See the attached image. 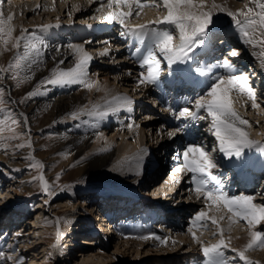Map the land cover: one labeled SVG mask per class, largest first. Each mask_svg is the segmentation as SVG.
Instances as JSON below:
<instances>
[{
  "label": "rangeland",
  "instance_id": "rangeland-1",
  "mask_svg": "<svg viewBox=\"0 0 264 264\" xmlns=\"http://www.w3.org/2000/svg\"><path fill=\"white\" fill-rule=\"evenodd\" d=\"M8 1L10 0H0V11L3 12L5 18L7 17L5 5H8L9 3ZM51 1L52 0H41L40 2L41 5L38 11H33L31 14L23 15V18H20L22 17L21 15L20 16L17 15V17H15L16 21H18L19 18L23 19L24 25L26 24V27L23 26V23L21 21H18L19 29L18 28L16 29V31L13 33V36H19L21 28L28 29L29 32L31 33V31L37 28V26L44 25L46 23L53 24L54 22H56L57 24H59V21H57V19L54 18L55 14L51 15L50 13L49 14L43 13L45 11L44 9L48 8L47 10H50L54 8L51 7L52 5L50 4ZM216 1L221 2L222 0H216ZM241 1L242 0H228L229 5L232 8H236L239 5H241L240 4ZM156 2L159 4V0H156ZM29 3H27L26 5H28ZM56 3L57 4L55 6H57V9H62V10L64 9V7L63 8L60 7L58 0ZM116 6L117 5H113L112 7H116ZM120 7H123L125 9L126 5ZM54 9L56 10V7ZM98 9H101V5L96 4L95 10H90L88 14L81 13L77 15L75 13L70 19H68L66 18L68 17V11L65 10L66 12L61 11L62 14L60 16V18L61 19L63 18V20L68 19L66 24L72 25L74 31L77 30L76 32L82 33V37L80 38V40L78 39V41L79 42L82 41L84 43L86 47L84 50L90 49L89 51L94 52L99 46L93 47L92 44L93 43L96 44V42L100 40L98 39L99 36H103L102 38H105V33H109V34L111 33L112 34L111 36L116 37V39H113L111 37L109 39V41H111L110 43L112 42L113 43L112 46L109 48L110 53L108 55H101L100 53H98L96 57L92 58L90 62L92 63L93 61L94 67L90 69V65L88 66L87 68L88 77H91L90 74L94 73L96 71L95 69L97 68V73H99L98 77L99 80L101 81L102 73L100 72L103 69L109 72L112 71L115 67H117V69L121 68L122 70H125L128 67L126 66L124 68L122 67V65L123 66H125V64L130 65V63H132L133 65L138 64L139 66H137V70L139 72L142 71L143 69L142 67L148 69V67L141 66L139 64L141 63L140 59L136 60L135 58H141L140 56H142V54L143 56L147 54V52L144 53V51H146L148 47L151 46V41L146 39V48L143 46V48L141 49L142 50L141 55L139 53L136 54L137 56H134V58L131 57L134 55L137 46H139L138 48H141V45L143 43L139 41V38H137L138 36L135 37V35H132V33H128L127 29L122 30L119 24H114V25L105 24L104 26L96 27V28L94 25L90 26L91 22L96 26L99 23L96 17L100 16L101 11H99ZM157 11L161 13V17H163L167 13L166 12L167 10L164 9L163 7H153L151 6V0H147L146 6L143 8V10L137 8L136 13L139 12V15H136L135 13L126 22L130 25L131 24L135 25V24H143L142 23L143 20H147V19L157 20L158 17L154 15V13H156ZM40 13L41 16L38 17ZM53 13L55 12L53 11ZM86 15H87L86 20L85 17L80 19L81 18L80 16H86ZM88 18H90L91 20L89 21L88 24L89 26L87 28L89 27L91 28L90 33L93 32L92 35L86 33L84 30H81L80 27V23H86ZM225 21L226 20L224 18L222 20H218L217 23L215 24L213 23L210 28L213 30L220 29L218 28L219 25L221 24L223 25V22ZM154 25H152L150 28L153 31L154 28L156 27V24ZM166 26L168 25L160 24L159 28H163ZM172 27L173 26H171V28ZM150 29H146L145 31L147 33L153 32ZM231 30L234 32L236 31L235 33L237 34H241L240 29L237 25L232 26ZM121 32H124L125 35H121ZM177 33L174 34L176 35ZM126 37L127 39H125ZM255 38H257V40L261 38V33L259 31L255 33ZM64 41L66 43L69 42L66 40ZM177 41H178V37H177ZM103 44H105V42L103 43L100 42L99 45L103 46ZM245 45H246L245 47L246 54L244 53L245 56L247 55L249 57H252L251 49L253 45L251 44H245ZM256 46L261 51L260 53L264 52V47H261L259 44H257ZM132 47L133 50H131ZM92 48H95V50H92ZM17 51L18 50L16 49H5L2 45H0V67L7 68L9 63L12 62L14 60V57L17 55ZM19 52L22 54L23 49L21 48ZM96 52L97 51H95L94 53ZM29 59H30L29 61H31L33 58L32 59L29 58ZM118 59L121 60L119 61ZM45 63L46 61H41V63L39 61L38 63L35 64L29 63L28 69L34 67L35 69L41 70L45 67ZM74 63L75 61L73 60V66ZM253 64L255 67H260L262 65L264 66V56H262L261 61L253 60ZM138 67L142 69H139ZM195 67L198 66L195 65ZM147 71L148 70H146V72ZM131 73H135V72L133 71ZM30 74L31 73L28 72L27 69L21 72L22 76L30 75ZM94 79L95 77L88 78L89 81ZM39 81L40 80L36 81L34 77L30 79L28 82L23 83L19 88H17L15 86L16 81L12 80L8 74L0 72V87H3L5 89V95L7 99V103L4 104L3 106H0L5 109V111H0V118L6 117L9 115V113H11L13 117L21 121L19 125L16 126L17 135L26 133V135H20V139L17 140L5 141L0 139V188L3 191L5 190L4 191L5 193L3 191L0 192V251L4 253V257H7L9 255L13 257L12 260H6L3 257H0V264H172L173 262L174 264H191L194 263L195 261H196L195 263H197V261H201L200 264H203L204 257L201 250V245L198 244L197 242L195 248H190L188 252H184V253L180 251L187 249L189 247V244L187 245L185 244L180 250H178V248L177 249L170 248L169 247L170 245H168V248L165 251L160 250L162 246L160 247L152 244L150 246L152 248L150 252L147 253L144 249H139L138 254H136V251H133V249H130V251L129 250L119 251L116 249L115 241L117 239L124 240L125 239L124 237H119V236L116 237L117 235H115L113 237L111 236V238L108 240L109 242L108 241L103 242V240H101L99 235L95 233L94 230L86 231L85 229L82 228L83 224H84L83 226H85V224L91 225L90 223L92 221L91 215L97 212V209L99 208L96 209L95 207L97 206L98 202L101 201V199H103L104 196V195L101 196V194H99L100 196L95 195V197H93L91 195L92 194L91 191H89L88 189L90 188L103 189L107 185H109L108 180L102 177L103 173L107 169H112L110 167H114V169L117 168V166H119L121 159L117 160L118 155L116 154L112 158V160L104 167V169L93 174H88V173L79 174V169H80L79 167L83 165V162L87 158L93 155H98L106 151L110 146L115 145L116 148L118 146L120 148H124V146L125 148L129 147L131 143L136 141L135 140L136 136L135 135L128 136L127 134L128 127L126 126L129 123L135 122L134 120L136 119H137L136 121H140L142 115L139 114L140 111L138 106L136 108L137 110H135V106L132 107L131 113L133 114L126 112V110H121L120 112L118 111L112 112L107 108L102 107L101 110L107 111L108 114H110V116L108 115L104 117L94 116L92 118V121L84 120L82 117H80L78 120H72L71 122L64 119L65 112L62 114V116H58L56 114L54 116L50 108L46 106V103L43 104L44 100L46 101L47 99L50 98V95L49 96L37 95L30 100H26L24 103H19V101L23 99L28 92L40 89L39 87L42 85H39ZM83 86H84L83 84H76L73 88V91L83 88ZM124 86L129 87L126 86L125 83L121 85L119 83L118 90L125 89ZM209 86L210 84H208L206 90L204 91V94L201 96L206 95ZM153 88L149 92V97H148L149 100L155 99L156 87ZM86 89H87V93L90 94L89 91L90 89L88 88ZM123 91H126V89ZM132 91L133 90H131V92ZM143 92L141 95L144 94ZM115 93L116 91H112V89H109L108 93L106 95L104 94L105 96L103 95L104 98L101 97L99 101H96L97 97L95 98L96 100L93 98L91 100L86 101L85 105H87L89 108H91V106L94 104H99L101 106H104L105 101H111L113 97H116ZM248 102H247L248 105H246L245 107H242L239 103L236 102H234L233 106L243 118L248 119L251 122V128L248 129L250 131V136L252 138L259 139V141L261 142L260 148H264V127H263L264 120L260 121L261 123L259 124V117L264 112V107H261V109L250 108L251 102L249 103ZM84 103L77 108H81L85 106ZM68 111H72V110H68ZM21 113H23L24 116L27 117V123H24L23 118L20 116ZM85 123H87V125H89V127L91 126L93 129L90 130L89 128H82L81 126H83V124ZM79 129H81V131ZM85 129L86 130L89 129L90 133L92 132L90 134L91 142L87 146L77 151L75 154H71V152H68L70 149H72L70 146L62 147L60 145V143H62V140L66 138V135L63 133V131L71 132L73 138H78L80 132L81 133L85 132L84 131ZM167 131L169 132L170 130ZM3 135L10 136L11 133L5 131ZM124 135L126 137L128 136V138L124 139L125 137ZM98 137L100 138V140L96 141ZM27 139H30L32 142L31 148L25 146L24 148L17 149L14 147L18 143L26 142ZM146 139L147 141H149L147 137H145V140ZM5 143H7L8 145L7 148L4 147ZM175 149L176 151L178 150L177 145L173 146L172 149H169L170 153L173 154L174 151L172 152V150ZM263 153L264 152L261 151L260 155H258L259 160L264 158ZM30 157H34V159H31ZM245 159H246L245 156H243L241 161L243 162ZM36 161H39L44 165V168L42 170L38 168L30 167V164H33ZM138 161L140 160L137 159L135 162L139 164ZM167 161H169L170 163L171 157L170 160L167 159ZM160 163L162 162H159V164ZM115 164H117V166ZM159 167L157 166V169ZM161 170L163 171V169L160 168L159 170L160 172L157 174L159 175V177H160V173L162 172ZM41 171L45 180L49 183V185L52 188L53 191L52 195H48L47 193L43 192L41 187L43 183L42 181L38 179H34V177H38L41 174ZM171 172H172L171 169L165 172L164 175L161 177V179L160 178L157 179L158 182H160L164 177L167 178L168 176L167 174ZM138 174L132 176L130 178L131 183L129 182L127 185L131 186L132 182L134 183L135 180L139 178ZM191 175H192L191 173L185 171L182 174V179L180 182L181 184L179 183V185L185 186L186 181L188 180L189 177H191ZM77 176H82V179H84V181H81L80 180L81 178H77ZM255 183L257 184V181ZM261 185L263 187L262 180L259 187H257L258 185H256L255 188L252 186L253 191H251V193L249 194H254L255 192H262ZM145 190H146L145 193L149 194V196H151V198L153 199L150 204L151 208H153L154 210L159 208V213L164 214L165 216L169 217V220L170 219L172 220V222L170 223H173L175 221L179 225L182 224L183 227L181 228L182 229L181 232H183L184 230L186 231L185 228L187 226L189 228L191 227L192 230L196 232L197 236H199L200 239L207 245L215 244L221 238L219 235H214V233H216L218 230V226L216 224H212L210 221L207 220H205L202 223L198 222L196 225H193L192 224L193 218L200 211H206L210 216H216L217 218H219V216L221 215H224L225 219L220 221L219 226L221 225L224 226L223 228L225 229L224 232L225 239L229 237L231 238L230 247L229 249H225V252L229 259L235 257L236 254L233 253L230 249L232 248L239 249L236 241L239 233L246 234L247 231L249 230L245 222L239 221L237 223L232 224L231 231H229L228 230L229 220L227 219V217L230 216L231 213L227 211L226 207L221 206L219 210L220 212L216 210V206H212V209H209L207 207V204L204 202L200 204H196L192 208L186 207V210L188 209V211L179 214L180 217H178V215L175 214L179 218V221L181 219V222L179 223L174 215H168L171 212V210H173L174 204L170 202L169 203L163 202L164 201L163 192L155 193L153 191L152 185L147 186ZM100 192L103 191L100 190ZM258 195L260 197L263 196L262 193H259ZM157 196L159 197L157 198ZM123 198L128 199V197H123ZM106 199L108 200L115 198L113 195H110L107 196ZM119 199L122 198L120 197ZM117 201L119 200L117 199L116 202ZM262 201L261 198L259 199L257 198L255 203L261 202V204H264V200ZM119 202L125 203V201L122 200H120ZM139 202L141 207H143V209L139 213L147 214L148 212L151 211L149 205L147 206V209H145L144 205H142V202L141 201ZM141 214L137 216H140ZM46 217H48L50 223H48L47 227L45 228L44 226H40L41 225L40 221H45L47 219ZM35 220L38 221L39 223L38 222L36 223ZM187 221H190V223H188ZM168 223L169 222H166V224ZM62 226L66 228L67 227L72 228L70 233L71 237L70 238L68 237L69 240L67 241V244L70 243L71 241L70 239H74L75 242L70 250H66V249L63 250L62 247L64 246L65 242H63V240L61 242L58 240L60 235L59 229ZM91 226H92L91 228L94 229V225ZM30 228L34 229V231H32V229L30 230ZM259 230L264 231V224H262L261 229ZM168 231H170V229ZM248 237L250 238V234H248ZM84 238H91L93 239V241L85 242L83 241ZM64 239H66V237ZM130 241H132V239ZM146 243L147 242H144L141 247L144 246L148 247L150 245ZM91 251L92 252L99 251L98 253L101 252V254H108L109 256L103 258L97 254H94L93 257L90 258L91 254L89 256H87V254L90 253ZM175 251H177V253H180L177 260L165 259L168 253H174ZM263 252H264V248H259V247H255L247 251V253L251 254L249 259L253 261H257L258 264H264ZM236 264H244V262L237 260Z\"/></svg>",
  "mask_w": 264,
  "mask_h": 264
},
{
  "label": "bare ground",
  "instance_id": "bare-ground-1",
  "mask_svg": "<svg viewBox=\"0 0 264 264\" xmlns=\"http://www.w3.org/2000/svg\"><path fill=\"white\" fill-rule=\"evenodd\" d=\"M58 1L60 4V7H62V8L64 7L63 10L57 9V6H55L57 4L56 3L57 0H52L51 1L52 3L50 2V4H52L51 7H54V8L56 7V10L54 8L47 10L48 9L47 8V9H44L45 11L43 13L44 14L50 13L51 15L55 14L54 18L57 19V21H59V24H57L56 22H54L53 24H47L46 23L44 25H51V27L44 28V27H38L37 26V28H35L33 31H31V33L34 34L36 40L42 42L43 46L40 47V55L38 57H35L34 54H30L29 58H31V59L37 58V60L40 61V63H41V61H46L45 67L41 70L35 69L34 67L31 68V71L35 72L34 77H35L36 81L43 79L45 76H48L51 69L54 67L67 69V68H70L73 66V60L75 61L76 57L72 53V50L68 47L69 44L83 45L84 49L86 48L82 41L81 42L78 41V39L80 40V38L82 37V33L76 32L77 30L74 31L72 25L66 24L68 19H70L75 13L77 15L81 14V13L88 14L90 12V10H95V6L97 4V5H101V9H99V11H101L100 16L96 17V19H98L99 23L96 26L95 24H93L91 22L90 26L94 25L96 28V27L104 26L105 24H107V25L119 24V22L117 20H113L112 22H109L107 19H101V17L105 16L107 14V12L114 11V10L119 11V9L121 8L118 5L116 7L109 8L107 6V2H106L107 0L106 1L105 0H92L91 3L89 2V0H58ZM8 2H9L8 5H5L7 16L8 15H14V19H15V17H17V15L18 16L21 15L22 17H20V18H23V15H28V14H31L33 11H38L37 5H41L40 4L41 0H10ZM211 2H212V0H209V4ZM27 3H29V4L26 5ZM215 3L220 4V5H224L228 10H231V11H236L238 9L245 8L246 5L247 6H253L251 4V0H242L240 2L241 5H239L236 8H232L229 5L228 0H224V1L222 0L221 2H218L215 0ZM102 5H103V7H102ZM65 10L68 11V17H66L68 19L63 20V18L62 19L60 18L61 14H62L61 11H65ZM123 10L128 11V6H126L125 9L123 8ZM136 10H137V7L135 5H133V15L136 13ZM53 11L55 13H53ZM162 11H163V9H162ZM44 14H42V15H44ZM154 15H156L158 17V19L161 18V13L159 11L154 13ZM40 16H41V13L38 15V17H40ZM97 16H98V14H97ZM80 17H81L80 19L85 17V20H86L87 15L86 16H80ZM20 18L18 21H21L23 23V26L26 27V24L24 25L23 19H20ZM223 18L226 21L223 22V25L222 24L219 25L218 28H220V29H216V30L214 29L213 30L210 28V31H209V34L207 37L206 45L203 48L197 50L195 56H197L198 58L201 57L202 62H203L206 59H208L207 49H208V51L211 52V50L213 48L214 52L216 53L212 56L213 62L212 63L208 62L206 64V66L203 65L202 68H204V67H207L208 69L210 68L212 73L218 72L217 75L219 76V75L227 74L229 70H227L223 67H216L215 66V65L221 63L222 60L224 59V57H221L218 60H215L214 58L216 56H220L219 52L225 46H228V48H227L228 54L233 49L239 50L240 51V57L244 60V62H246L248 65H250L253 68V72H248V73L245 71H240V72L238 71L237 72V71H235V68H234V74H237V75L241 74V73L248 74L249 79H251L253 82L251 84L249 81V85L255 90V92L257 94V103L260 105V107H258V109H261V107H264V66L262 65L260 67H255L253 64V60H260V61L262 60V55L260 53L261 51L256 46L257 45L256 44L255 46H252V49H251L252 57H249L247 55L245 56L246 45L244 43V38H243L242 34H237V33H235L236 31L234 32L231 30V27L236 25L235 22L233 21V19L230 16H228L226 14V12H215V14L213 16V21H214L213 23L215 24V23H217L218 20H222ZM14 19L9 23L14 25L15 29H17L19 27L18 21H16V19H15V22H14ZM90 20L91 19L88 18L86 23H80V27H81V30H84L86 33L92 35L93 32L90 33L91 28L90 27L87 28L89 26L88 24H89ZM149 21H151V20H148V19L143 20L142 23L147 24ZM159 25L160 24H156L154 31L171 28L170 25L163 27V28H159ZM40 26H42V25H40ZM119 26L121 27L122 30H126L123 28L122 25L119 24ZM94 33H95V30H94ZM111 35H112L111 33L110 34L105 33V38H102L103 36H99L98 39H100V40L97 41L96 44H94V43L92 44L93 47L99 46L96 50H95V48H92V50L97 51L96 53H94L95 51L94 52L89 51L90 49L89 50L86 49L85 51L88 54H90L92 57H96V55H98V53L103 52V50L106 47L110 48L112 46L113 42L112 43H105V44H103V46L99 45L100 42L103 43V42L109 41L110 37L113 39H116L115 36H111ZM132 35H135V34H132ZM176 36L178 37V33L176 34ZM135 37H137V35H135ZM255 39H257V38H255ZM64 40L69 41V42L66 43ZM176 42H178V41H176ZM115 44H117V43H115ZM138 47L139 46H137V48ZM144 47L146 48V46H144ZM157 55H159L158 52H157ZM226 57L228 59L231 58L230 55L226 56ZM60 60H63L64 63L58 64V61H60ZM208 61H210V59H208ZM165 63L167 64L166 61H165ZM40 65H42V64H40ZM89 65H90V69H92L94 67L93 61H92V63L90 62ZM177 65H178V63L176 65L173 64L171 66H167V68L165 69V67L163 66V62H161V68H164L163 73H167L171 69V67L174 70H176ZM126 66L128 68H126L125 70H122L121 68L117 69V67H115L110 72L105 71L103 69L100 72V73H102L101 81L99 80V77H98L99 73H97V68H96L95 69L96 71L94 73H92L93 75L90 74L91 77H88V78L95 77L94 80H90V81H98L99 80L98 81L99 84H98V87H94V88L89 90L90 94L87 93V89L85 86H83V88H80L76 91H73V88L76 84L68 86V87L47 86L48 91H47V95H45V96L50 95V98L47 99L46 101L44 100V102H43V104L46 103V106L48 108H50V110L53 112L54 116H55V114L58 116H62V114L65 112L64 119H66L65 117H66L68 110H73V109L81 106L84 102H85L84 103V105H85L86 101L91 100L93 98L95 99L96 97H97V100L96 99L95 100L99 101L101 99V97L104 98L103 95L104 94L106 95L108 93L109 89H112V91H116V93H115L116 97L123 95V96H127V97L132 98L134 103L131 105V107L135 106V110H137L136 109L137 106L139 107V111H140L139 114L142 115V118L140 119V121H136L137 119L134 120L135 121L134 126L131 129L128 128V131H127L128 136H132V135L136 136V138H135L136 141L131 143V145H129V147H127V148H125V146H124V148H120L119 146L116 148L115 145L110 146V147H108V149L106 151H104L98 155H93V156L87 158L83 162V165H81L79 167L80 168L79 174H85V173L93 174V173H96V172L104 169V167L112 160V158L116 154L118 155L117 160L121 159L119 166H117V164H115L117 166V168L114 169V167H110L112 169H107L103 173L102 177L106 178L108 180L109 185H107L103 189L102 188L101 189H98V188L97 189H91V188L88 189L89 191H91V193H92L91 195L93 197H95V195L97 196L99 194H101V196L104 195L105 197L103 196V198H106L107 196H110V195L114 196L115 199H108V200L106 199L107 205L104 206V207L108 208V211L106 213V215H107L106 216V220H107L106 224H109V225L111 224L110 219L112 218V215L122 205L119 202L120 200L125 201V204H130V203H132L134 198L138 197L137 198V200H138V199H140V196H144L146 198L145 203L147 204V205L146 204L145 205L150 206L153 199L151 198V196H149V194L145 193L146 187L150 186V185H152L153 191L155 193L163 192V194H164V201L163 202L164 203L170 202V203L174 204V207L176 208L175 212L178 213L177 215L187 212L188 209L186 210V207L192 208L196 204H200L203 202L207 204V202L205 201L204 198L198 199L195 192L190 191V189L194 188V184L191 182V177L188 178L185 186H181V185H179V183H174V181H173L174 175L178 176L182 179V174L184 172L174 173L173 170L176 167H178L179 164L182 162L181 159H178V154H182L183 151L185 150V148L189 144H196V145L202 146L206 150H214V151H211V155H212L215 163L217 164V167H216L217 169L215 170V172L217 170H221L224 173V176L221 179L223 181V184H225L227 187L232 186V185L234 187H236L235 186L236 182L238 183V179H236V177L240 176L242 178V174H245L246 181H243V182L240 181V184L238 186L237 191L240 190V192L239 193H236V191L227 192V194L230 193V194H228L229 196L251 195V196H254L256 200H257V198L258 199L261 198V201L264 200V158H263L262 162L258 159V157H259L258 155H260V152H261L260 151L261 144L259 147H252L249 149H245L244 156L246 159L243 162L241 161V159L239 160L234 156L229 157L226 153L219 151V141L216 139V137L214 135V129L212 128V118L207 114L205 109H200L198 111V115L200 117H203L202 119H192V118L178 119L177 115H174V113H178V111L180 110V106L178 108L174 109V107L171 104L172 101L169 103H166V98L168 99L170 97V95L172 94L171 92H174V94H175L176 91H171L168 89V93L165 95L166 98L163 95L160 97L158 94V96L155 95L154 100H149V98H148L149 92L153 88V84L145 83V84L141 85L138 82V78L141 75V72H139L137 70V66H139L138 64L133 65L132 63H130V65H128V64H125V66L122 65V67H124V68ZM145 66H147V65H145ZM180 67L181 68H179V67L177 68V70L175 71L177 73L174 72L172 77H169L168 75L166 77L171 78L173 81L174 77L177 76L176 74L179 75V73L181 72L183 74V78L188 79V77L191 76L190 80L194 79L195 84H193L192 87L188 84H185L184 88H183V86L180 87V90L182 89L181 93H183L184 95L188 94V97L193 93L192 97H190L189 99H184L182 102V105L187 106V103H186L187 100L195 101L197 98H199L204 93V91L206 90L205 84L207 83V81L211 75L209 73L210 76L209 75L208 76H200L197 78L195 74L190 73L191 72L190 69L188 70L187 68H185L183 66H180ZM133 71L135 73H131ZM142 73L144 74V72H142ZM144 75L146 76V74H144ZM217 75H215V76H217ZM119 83H120V85L125 83V85L129 86V87L124 86L126 91H123L125 89H119L118 90V88H119L118 84ZM201 83H202V85H200ZM181 85L182 84H180L179 86H181ZM159 87L160 86H158V89H160ZM201 87H203V88H201ZM39 88H40L39 91L42 92V91H44L45 86H40ZM131 90H133V91L131 92ZM143 90H144V92H143ZM142 92L144 93L143 95H141ZM157 92L158 91L155 90L156 94H157ZM53 95H55V96H53ZM174 97H175V99H173L174 102L179 103V97L177 98V96H175V95H174ZM232 97L234 99V102L239 103L242 107H245L246 105H248L247 104L248 101L251 102L246 94L238 93L236 91H233ZM156 98H158V99L156 100ZM188 104H189L188 106L190 108H192L193 111H196L194 102H189ZM250 108H253L251 106V103H250ZM121 110H126V112H128V113L132 112V111L129 112L127 110V108L123 107V106L119 107L118 112H120ZM156 110H158V111H156ZM68 112H70V111H68ZM155 113H158L159 115L157 114L155 116ZM131 114H133V113H131ZM151 114H153V115H151ZM107 115L110 116V114H107ZM145 116H147V118ZM93 117L94 116H87V115L82 116V118L84 120H88V121H92ZM155 117H158V119H155ZM150 118H152V119H150ZM66 120L72 122V119H70V118L66 119ZM263 120H264V112L259 117V124L261 123L260 121H263ZM81 127L82 128H89L90 130L93 129L91 126L89 127V125H87V123L83 124V126H81ZM178 127H183V129L186 128V130H182L181 132H179L178 134H176L174 136L168 135L167 130L174 131ZM89 129L88 130L85 129L84 130L85 132H82V133L80 132L81 129H79L80 134L78 135V138H73L71 132L63 131V133L66 135V138H64L62 140V143H60V145L62 147H65V146L69 147L70 146L72 149H70L68 152H71V154H75L77 151H79L83 147L90 144V142H91L90 134L92 132L90 133ZM165 131H167V132H165ZM128 136L127 137L125 136L124 139L128 138ZM145 137L152 140L151 143H152L153 149L156 146V145H153V143H156L158 140L162 141V143L167 148V150L172 149L173 146L177 145L178 150L177 151H176V149L172 150V152L174 151V153L172 154L173 156L171 157V161H170L172 172L167 174L168 175V176L166 175L167 178L164 177L160 182H158V180H157L159 178V175H156L153 178H148V176H147L150 174L149 173L150 171H151V173L153 172V169L148 170L152 156L149 155V153H148L149 152L148 150H150V149L148 148V145L146 144L147 139L145 140ZM251 139L259 141V139H257V138L251 137ZM99 140H100V138L98 137L96 139V141H99ZM185 141L187 143H184ZM263 156H264V153H263ZM163 158H164V156H163ZM137 159L140 160V161H138L139 164H137V162H135ZM249 166L253 167L254 170L253 171L249 170ZM255 171H258V172L255 173ZM143 172H144V178H143L142 182L144 181L145 187L139 185V182H137V180H139L138 178L135 180L134 183L132 182L131 186L127 185L129 182L131 183L130 178L132 176H134L135 174H138V173H139L138 176H140V174ZM254 175H257V176L255 177ZM77 178H81L80 180L84 181V179H82V176H77ZM259 178H263L262 179V182H263L262 192H255L254 194H249V193H251V191H253V188H252V186L248 187L249 182H247V180L249 181L251 179V180H253V182H256V180ZM233 180H235V182H233ZM166 188H169V189H166ZM100 190H102L103 192H100ZM1 191H3V190H1V188H0V192ZM259 193H262L263 196L260 197L258 195ZM122 194H124V195H122ZM120 197L122 199H119ZM123 197H128V199H124ZM158 197L159 196H157V198ZM117 199L119 201L116 202ZM255 199H254V203L256 201ZM116 204H118V205H116ZM258 204H261V202H259ZM97 207H99V205H97L95 208L97 209ZM145 209H147V208H145ZM161 215L159 213V208L156 209L155 211H150L147 214H141L140 216H137L135 213H132V216H134L133 220L130 223H123L121 226V230L119 231V233L121 234V232H123L124 235H122L121 237H124L125 239L124 240H121V239L118 240L117 239L115 241L116 242L115 243L116 249L119 251H121V250H124V251L129 250L130 251V249H133V251H136V254H138L139 249H144L147 253L150 252L152 250V248L150 247L152 244H154L156 246H160V247L162 246L160 248V250H163V251L167 250L168 245H170L169 246L170 248H173V249L178 248V250H180L185 244L186 245L189 244V247L187 249L180 251L182 253L188 252V250L190 248H195V246L197 244H196V241L192 238L191 233L188 231V229H189L188 226L185 228L186 231L184 230L183 232H181L180 226H183L182 224L179 225L175 221L173 223L166 224L165 221H169V219H168L169 217L166 219L162 218L164 221V222L163 221L162 222L165 223L164 227H165V225L169 226L167 230L162 229L161 224L157 225V226H153V224L148 222V217H159L160 216V218H161ZM173 215L177 216V215H175V213H173ZM162 217H163V215H162ZM46 218L47 219L45 221H40L41 222L40 226H44L45 228L47 227L48 223H50V220L48 219V217H46ZM96 218H98V215L96 216ZM102 219H105V218H102ZM176 219L178 221V217ZM188 220H190V219H188ZM37 222L38 221H36V223ZM187 222L190 223V221H187ZM83 225H82V228L85 229L86 231L94 230L93 228H91L92 224L91 225L85 224V226H83ZM261 226H262V224L258 225L256 230L261 229ZM220 227H224V226L221 225ZM170 228H172V229H170ZM31 229L32 228H30V230ZM71 229H72L71 227L66 228L64 226L60 227V229H59L60 235H59L58 240L60 242L62 240H63V242H65L64 246L62 247L63 250L64 249L70 250L74 245V242H75L74 239H70L71 240L70 243L67 244V241L71 237V234H70ZM169 229H170V231H168ZM32 231H34V229H32ZM133 234H136V237H134L135 235L133 236ZM150 234H155L156 236H159L162 239L163 238H169V237L171 239H169L166 244H162L159 240H156V239L142 240V239L138 238L140 236L150 235ZM248 234H249V231H247L246 234H244V233L240 234L239 233L238 238L236 240L239 249H243L244 246L249 242L250 238L248 237ZM65 237H66V239H64ZM115 239H116V237H115ZM131 239H132V241H130ZM172 240L177 241V243L173 244ZM83 241L92 242L93 239L84 238ZM144 242H147L146 244H150V245L148 247H146V246L141 247ZM98 252H95V251L92 252L91 251L90 253L87 254V256H89L90 254H91L90 258H92L94 254H97L103 258L109 256L108 254H101V252L100 253H98ZM102 253H103V251H102ZM179 254L180 253H177V251H175L174 253H168V255L165 257V259L166 260H170V259L177 260V258L179 257ZM246 255L250 258L251 254L246 252ZM22 257H24V256H22ZM172 264H174V262Z\"/></svg>",
  "mask_w": 264,
  "mask_h": 264
},
{
  "label": "snow or ice",
  "instance_id": "snow-or-ice-1",
  "mask_svg": "<svg viewBox=\"0 0 264 264\" xmlns=\"http://www.w3.org/2000/svg\"><path fill=\"white\" fill-rule=\"evenodd\" d=\"M89 2L91 3L92 0H89ZM146 3L147 0H107V6L109 8L113 5H126L128 6V11H124L123 7H121L119 11H109L105 16L101 17V19H107L109 22L117 20L129 33L137 35L141 43L145 39L151 41V46L148 47L147 54L141 57V66H148L147 75L145 76L141 73L138 78V82L141 85L145 83L156 84L158 82L162 60L166 61L168 66L177 63H186L192 60L196 51L203 48L207 43L210 27L214 22L213 16L215 12H226L233 19L240 29L245 44H251L253 46L259 44L261 47H264V0H251L253 6L246 5L245 8L236 11L228 10L224 5L216 4L215 0H212L210 4L209 0H159V4L156 0H151V6L163 7L167 10V14L155 21H149L147 24L130 25L126 23L133 16V5L143 10ZM39 8L40 5H37V9ZM136 15H139V12ZM13 19L14 15H8L5 18L3 12L0 11V45L5 49L18 50L14 60L9 63L7 68L0 67V72L8 74L12 80L16 81L15 86L19 88L23 83L34 78L35 73L31 69H28V64H35L39 61L35 58L29 61V56L30 54H34L35 57H38L40 55V47L43 44L37 41L34 34L25 28L20 29L19 36H13L16 29L14 25L9 23ZM154 24H166L173 27L147 33L145 30L150 29ZM38 27L47 28L51 27V25ZM257 31L261 33L259 40L255 39V33ZM177 32L178 42H176L177 36L174 34ZM121 35H125V33L121 32ZM105 43H110V41H106ZM68 47L76 57L74 66L67 69L59 67L52 68L49 76L39 81V85L45 86L44 91H30L19 103H24L26 100H30L37 95H47V86L68 87L74 84H83L88 89L98 87V81L88 80L87 68L93 57L84 50L83 45L69 44ZM21 48L23 49L22 54L19 52ZM141 51V48H136L134 55L141 53ZM157 52L159 55H157ZM109 53L110 49L106 47L100 54L108 55ZM229 55L235 58L240 55V51L233 49ZM261 55L264 56V52ZM63 63V60L58 61V64ZM215 66L223 67L229 71L225 75L215 77L206 95L200 96L194 101L196 111H193L190 107H183L178 113H174V115H177L178 119H202L203 117L198 115V111L205 109L207 114L212 118V128L214 129L216 139L219 141V151L226 153L229 157L234 156L237 159H242L245 149L259 147L261 142L251 139L250 131L248 130L251 128V122L243 118L234 108L232 93L236 91L246 94L253 108L260 107L257 103V94L249 85L248 74H234V65L227 57ZM26 69L31 74L22 76L21 72ZM193 71L201 76H208L211 69L205 70L202 67H195ZM6 103L5 89L0 87V106ZM133 103L132 98L121 95L113 97L111 101H105L104 106L94 104L89 108L85 105L72 110L66 114L65 118L78 120L84 115L104 117L108 112L101 110L102 107L116 112L120 106H123L131 112V105ZM0 111H5V109L0 107ZM20 116L23 118L24 123H27V117L23 113ZM20 122L11 113L6 117L0 118V139L5 141L17 140L20 139V135H26V133L20 135L16 133V126ZM133 126L134 122L127 125L129 129ZM182 130L183 127H178L174 131H169L168 135L174 136ZM5 131L11 133V135L4 136L3 133ZM7 146V143H5L4 147L7 148ZM25 146L32 147L30 139H27L26 142L18 143L14 147L19 149ZM211 151L214 150H206L202 146L189 144L182 154H178V159H181L182 162L173 172L181 173L186 171L191 173V182L194 184V188L190 189V191H194L198 199L204 198L209 209L212 206H216L217 211L220 210L221 206L227 208V211L231 213L227 217L229 220V231H231L232 224L239 221L245 222L248 226L250 240L243 249L232 248L231 251L236 255L234 258L229 259L225 249H229L231 238L225 239V229L219 226L220 221L224 220L225 216L221 215L217 218L216 216H210L206 211L198 212L193 218L192 224L196 225L198 222L202 223L205 220L216 224L218 230L214 235L221 237L219 241L215 244L207 245L197 236L191 227L188 231L191 233L193 239L201 245L204 257L203 264H236L237 260L243 261L244 264H258L257 261L249 259L246 252L255 247L264 248V231L256 230L258 225L264 224V204L254 203L255 197L251 195L229 196L219 186L210 187V181H216L217 185L220 184V181L212 173V169L216 168L217 164L211 155ZM260 151L264 152V148H260ZM30 158L34 159V157ZM30 167L42 170L44 165L36 161L30 164ZM34 179L43 182L41 185L43 192L48 195L53 194L52 188L45 180L42 171ZM173 181L174 183H180L181 178L174 175ZM138 238L142 240L156 239L162 244H166L171 239L170 237L162 239L155 234L144 235ZM172 243L175 244L177 241L172 240ZM0 257L6 260L13 259L11 256L4 257L2 251H0Z\"/></svg>",
  "mask_w": 264,
  "mask_h": 264
}]
</instances>
